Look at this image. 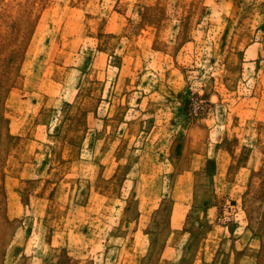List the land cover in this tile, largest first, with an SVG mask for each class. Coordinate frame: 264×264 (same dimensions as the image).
<instances>
[{
    "label": "rangeland",
    "instance_id": "rangeland-1",
    "mask_svg": "<svg viewBox=\"0 0 264 264\" xmlns=\"http://www.w3.org/2000/svg\"><path fill=\"white\" fill-rule=\"evenodd\" d=\"M0 264H264V0H0Z\"/></svg>",
    "mask_w": 264,
    "mask_h": 264
}]
</instances>
